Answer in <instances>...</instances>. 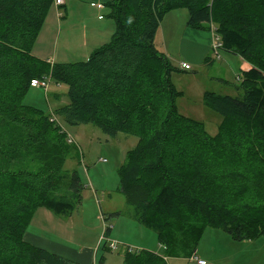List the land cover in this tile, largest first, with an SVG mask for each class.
<instances>
[{
  "label": "trees",
  "instance_id": "trees-1",
  "mask_svg": "<svg viewBox=\"0 0 264 264\" xmlns=\"http://www.w3.org/2000/svg\"><path fill=\"white\" fill-rule=\"evenodd\" d=\"M52 1L0 0V264H78L24 240L38 207L68 217L86 188L76 170L64 169L78 154L56 120L22 103L32 81L48 79L67 87V104L56 112L65 124L137 139L119 169V190L131 218L152 229L166 251L184 247L191 257L203 227L236 241L264 237V204L238 201L243 175L217 171L186 144L230 157L264 151V0H103L115 24L110 43L85 62L61 65L29 52ZM174 9L188 12V27H213L221 49L253 64L241 73L237 97L203 93V105L221 117L213 136L177 112L170 77L183 71L154 44ZM18 110L37 121L15 118ZM123 261L167 264L146 250L127 249Z\"/></svg>",
  "mask_w": 264,
  "mask_h": 264
},
{
  "label": "rangeland",
  "instance_id": "rangeland-1",
  "mask_svg": "<svg viewBox=\"0 0 264 264\" xmlns=\"http://www.w3.org/2000/svg\"><path fill=\"white\" fill-rule=\"evenodd\" d=\"M108 14L103 0H62L61 5L53 0L29 51L31 56L59 65L87 61L95 51L108 45L115 34V24ZM188 20L185 9L168 11L155 35L154 44L159 52L168 57L173 67L183 71L182 64L189 66L190 70L173 73L170 77L174 93H178L176 110L187 118L201 122L206 132L213 136L221 117L203 105V93L237 97L241 94L237 90L241 71L252 68L253 64L223 49L216 50V40L220 43L218 35L213 30L188 27ZM261 64L264 70V53ZM22 103L41 111L49 120H56L60 133L64 134L65 144L73 147L78 154V162L69 159L64 169L76 170L86 187L82 191L80 205L68 216L69 226L73 229L71 239L63 234L52 236L56 232L50 230H58L59 224L51 223L44 216L37 227L43 239L70 247L77 254L94 249L92 264H124L123 254L127 249L131 252L153 251L166 257L167 264H197L195 258L204 264H264V237L236 241L213 227H203V234L192 255L195 258H184L187 253L184 247H171L169 252L164 250L152 229L131 218L134 209L126 203L119 190V169L126 152L135 147L137 139L122 133L108 136L91 124H65L56 112L67 104V87L53 80L48 79L45 88L35 85L28 89ZM13 114L15 118L26 122L37 121L33 115L19 110ZM67 138L72 140V144L67 142ZM186 144L189 146L188 151L198 153L217 171L243 175L246 191L239 197V202L264 204L263 150L230 157ZM262 147L264 149V144ZM33 163L37 164V160ZM6 186L12 193L16 191L13 185ZM106 228L109 231L104 230L103 238V229ZM34 231L33 226L27 227L24 240L26 235L29 239L28 235ZM30 241H33L32 238ZM110 244L116 248L111 250Z\"/></svg>",
  "mask_w": 264,
  "mask_h": 264
},
{
  "label": "crops",
  "instance_id": "crops-1",
  "mask_svg": "<svg viewBox=\"0 0 264 264\" xmlns=\"http://www.w3.org/2000/svg\"><path fill=\"white\" fill-rule=\"evenodd\" d=\"M210 30H212V27L210 28ZM240 67H241V65H240ZM245 71H247V70H245ZM241 73H242V71H241ZM43 216L46 217L51 223H55V224L58 223L59 224L58 230H56V229L50 230V231L56 232V234L52 235V236H58L59 234H63L64 236L69 237L71 239L70 236H71V232L73 231V229L70 228V226H69L70 219L68 217L64 218V219L60 218V217L55 216L54 214H52L50 211L46 210L45 208L38 207L34 211V213L32 214L31 222L29 225V227L33 226L35 231L32 235L31 234L28 235L29 239L27 238V235L25 237L26 241L28 243H30L36 247L42 248V249H44L50 253L61 256L63 258L64 257L68 258V259H70V260H72L78 264H92V263H94V253H93L94 249H87L85 253L82 252V253L77 254V253H75V250L71 249L70 247H67L64 245H58L57 243L51 242V240L48 241V240L43 239L40 236L41 232L37 229V227L40 226V222L43 220L42 219ZM71 229H72V231H71ZM104 230L105 229H103V238L105 235ZM31 238L33 241H30ZM161 246L163 247V245H161ZM163 249L165 250L164 247H163ZM146 251H148V250H146ZM150 252H153V251H150ZM161 258L165 259L166 257H161Z\"/></svg>",
  "mask_w": 264,
  "mask_h": 264
},
{
  "label": "built area",
  "instance_id": "built-area-1",
  "mask_svg": "<svg viewBox=\"0 0 264 264\" xmlns=\"http://www.w3.org/2000/svg\"><path fill=\"white\" fill-rule=\"evenodd\" d=\"M61 3H62V0H56V4L61 5ZM212 30H213L214 33H216L215 30H214V28H212ZM218 38L220 39L219 36H218ZM216 44H218V45L215 47L216 50L222 48V42H221V39H220V43H218V39H217V40H216ZM181 69L184 70V71H188V70H190L189 66H187V65H185V64H182V65H181ZM32 85H38V86H39V85H42V86H44V88H45V87H47V81H39V82L32 81ZM67 142H68L69 144H72V140H71L70 138H67ZM109 248H110L111 250H114L116 247H115L114 244H110V245H109ZM193 258H195V256H194ZM195 260L197 261V264H204V262H202V261H200V260H197L196 258H195Z\"/></svg>",
  "mask_w": 264,
  "mask_h": 264
}]
</instances>
